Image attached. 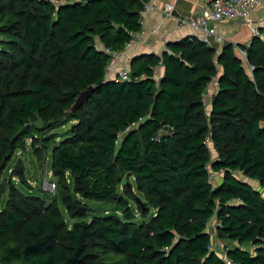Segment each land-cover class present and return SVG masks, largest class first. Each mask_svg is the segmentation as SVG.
<instances>
[{
  "label": "trees",
  "instance_id": "trees-1",
  "mask_svg": "<svg viewBox=\"0 0 264 264\" xmlns=\"http://www.w3.org/2000/svg\"><path fill=\"white\" fill-rule=\"evenodd\" d=\"M55 1L0 0V264H264V37L245 49L251 76L235 46L217 55L187 36L161 56L134 57L129 81L108 79L107 51H125L142 31L150 0ZM29 140L41 161L51 149L62 204L80 220L72 226L56 197L2 181ZM81 200L122 207L123 217L87 219Z\"/></svg>",
  "mask_w": 264,
  "mask_h": 264
},
{
  "label": "rangeland",
  "instance_id": "rangeland-1",
  "mask_svg": "<svg viewBox=\"0 0 264 264\" xmlns=\"http://www.w3.org/2000/svg\"><path fill=\"white\" fill-rule=\"evenodd\" d=\"M262 3H263V0H262ZM255 25H258V24L254 23V26ZM259 29H261V27ZM261 35L263 38L264 35L262 33H261ZM252 36H253V32H252ZM1 39H2V37L0 36V41H1ZM228 44H231V45L236 47L235 53L237 54L238 57H240V59H242V61H244V63L246 64V66H245L246 71L251 76L252 75V68L249 66V64H247V60H246V56H245L246 55L245 49L247 48V46L249 44L248 41H245L242 44H238V43L234 44L230 40L228 41L224 38V40L220 41L217 44V46H218V48H216L217 55H219L222 52L224 46H226ZM118 65H119V63H118ZM211 87H212L211 92L207 95V100H209L208 98L210 97L211 94L212 95H211L210 99H212V97L216 94V92L218 90L217 79L213 80V84L211 85ZM205 104L209 105V107L211 105L209 103V101ZM70 127H71V124L51 132V133H53L51 135H53L55 137V138L53 137V141H57V140L59 141L62 138V134H65ZM31 143H32V141L29 140L27 142V146H26L25 150H17V152L14 154V157L12 158V160L10 161V163L7 165L6 169L4 170L5 173H4V176L2 178V181H6V182L11 181L17 187H19V189H22V191H24L25 193H28V194L34 193L35 195L37 194V195L41 196L42 198H44L45 200H50V199H53L54 197H56L57 198V204L59 205V207L63 211L65 221L68 223L69 226H72L75 222L80 221V220H77L76 218L72 217L71 214L69 215L65 209V206L62 204V198H63V192L62 191H63V189L58 184V179L54 177L53 171H51V160H52L51 154H50L51 149L48 152V157L44 161H41L39 158L36 157V155L33 154L32 149H31ZM53 144H54V142L52 143L51 148H52ZM211 150H212L213 156H215L216 152L213 149H211ZM18 173H21L24 176V178L22 179V177H19ZM211 175L214 176L213 173ZM241 178H244V177H241ZM24 180L26 181V184L23 183ZM216 180L218 181L217 175H216ZM46 182H49L51 184L53 183L55 185V188H56L55 192H54L55 194L50 195L49 193L46 192V190L44 188V184ZM66 183H67V186L71 188L72 194H74L73 193L74 187H72V183H74V182H73V178L70 175V173L67 174ZM126 183H130L136 189L135 182H134L133 178L129 179L128 177L125 176L123 178V184H126ZM28 185H29V188L33 189L32 191L27 187ZM137 198H138L139 202H144L143 194L138 192ZM7 199H8V192L4 193L2 195V197H0V209H2L4 207ZM81 202L83 204H86L87 206H89L92 209V212H90L88 214L87 219H89L93 215L104 216L105 214H116L120 217H123L124 209L122 207L117 206V205H114L111 203H106V202H104V203L87 202L86 203L83 200H81ZM128 203L130 204V208L132 209L134 215L136 216L137 222H143L144 219L142 218L141 213L139 211V204H137L135 201L130 200V199L128 200ZM153 213L154 212H151L150 214H153ZM211 223L210 224L212 225L211 228L213 231L214 226L216 224L214 223V221H212ZM211 228L209 225L208 226L209 232L211 231L210 230ZM224 246H229V244L226 241H224L223 243H220V244L216 243L215 249H217V251L221 252L222 249L224 248ZM213 247H214V245H213Z\"/></svg>",
  "mask_w": 264,
  "mask_h": 264
},
{
  "label": "crops",
  "instance_id": "crops-1",
  "mask_svg": "<svg viewBox=\"0 0 264 264\" xmlns=\"http://www.w3.org/2000/svg\"><path fill=\"white\" fill-rule=\"evenodd\" d=\"M167 4L174 5V17H166L161 9ZM157 9L153 10L149 15V18L144 26L146 32L143 41L141 43L134 44L132 47L125 49L124 55L119 60V66H129L131 61L136 56L151 55V53L161 56L167 52L168 46L171 43L181 41L187 36H195L199 40H204L203 34L200 31H196L189 26L180 27L179 19L184 17L193 18L201 15V12L205 6V0H157ZM254 23L258 24L257 27L264 26V0L259 5L251 16ZM216 29L218 34H221L226 40H230L232 43L242 44L245 41L248 43L251 41L252 30L242 20L235 21H222L212 25ZM157 29L156 32H153ZM249 39V40H248ZM209 46L218 48L215 43L214 37L209 38ZM122 68V67H121ZM165 73L164 67L160 66L156 70V79L163 77ZM211 83L208 91L204 96L205 103L209 101L212 104L210 97L207 100V95L211 92ZM206 97V98H205ZM207 111L210 112L211 105L206 104Z\"/></svg>",
  "mask_w": 264,
  "mask_h": 264
},
{
  "label": "built area",
  "instance_id": "built-area-1",
  "mask_svg": "<svg viewBox=\"0 0 264 264\" xmlns=\"http://www.w3.org/2000/svg\"><path fill=\"white\" fill-rule=\"evenodd\" d=\"M72 2H82V0H72ZM56 5L63 6L68 3V0H58L55 1ZM262 0H205V6L201 12V15L188 18L184 17L179 19V26H189L196 31H200L203 34L204 40L206 43H210L209 38L214 37L215 43L218 44L220 41L224 40V37L221 34H218L216 29L212 25L217 24L222 21H235L242 20L247 26L253 31V36L262 37L260 29L255 25L251 16L253 11L261 5ZM157 0H150V3L145 5V9L142 11V26L143 29L139 33H134L132 35V41L127 45L126 49L132 47L134 44L141 43L146 34L144 31V26L149 18V14L157 9ZM162 13L166 17H174V5L167 4L161 9ZM155 29L153 32H156ZM111 55L110 62L108 64V79H117L120 77L124 81L130 80L131 67L129 63L127 66H119V60L124 55L123 52H111L107 51ZM245 55V54H244ZM246 56V55H245ZM163 134H169V130L165 129L163 132H160L158 138ZM213 180V181H212ZM211 184L216 186V175H211ZM46 192L53 194L55 192V185L49 182L44 184ZM229 264H232L229 262Z\"/></svg>",
  "mask_w": 264,
  "mask_h": 264
},
{
  "label": "water",
  "instance_id": "water-1",
  "mask_svg": "<svg viewBox=\"0 0 264 264\" xmlns=\"http://www.w3.org/2000/svg\"><path fill=\"white\" fill-rule=\"evenodd\" d=\"M94 88H90L87 91H85L76 101V104L73 106L72 110H76L81 108L84 103H86V100L88 99L89 96L93 93ZM5 187V186H4ZM4 189V188H3ZM5 190V189H4Z\"/></svg>",
  "mask_w": 264,
  "mask_h": 264
}]
</instances>
